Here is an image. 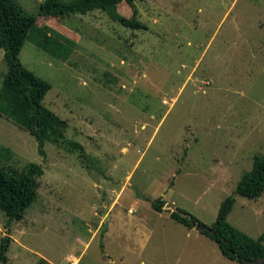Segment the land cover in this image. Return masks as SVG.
I'll return each mask as SVG.
<instances>
[{
	"label": "rangeland",
	"instance_id": "rangeland-1",
	"mask_svg": "<svg viewBox=\"0 0 264 264\" xmlns=\"http://www.w3.org/2000/svg\"><path fill=\"white\" fill-rule=\"evenodd\" d=\"M16 1L74 41L58 60L26 38L19 59L51 84L43 103L86 157L50 142L42 157L0 115V166L44 170L21 220L6 227L0 209V240L10 239L0 264H241L166 204L211 226L264 155V0H137L145 29L102 10L54 18L37 13L43 0ZM117 10L132 14L124 1ZM6 70L0 50V83ZM234 197L227 222L257 238L264 191Z\"/></svg>",
	"mask_w": 264,
	"mask_h": 264
},
{
	"label": "trees",
	"instance_id": "trees-1",
	"mask_svg": "<svg viewBox=\"0 0 264 264\" xmlns=\"http://www.w3.org/2000/svg\"><path fill=\"white\" fill-rule=\"evenodd\" d=\"M124 1L132 10L130 17L118 12V5ZM137 0H43L37 13L65 18L73 14H86L93 10L104 11L113 21L133 29H145L137 18ZM36 14L24 9L16 0H0V50H3L7 70L0 83V115L11 119L32 135L37 152L45 156L44 145L50 142L63 146L85 158L84 147L74 139L66 138V120L44 105L43 99L51 84L33 71L27 69L19 59V52L26 38L55 59H65L74 48V41L55 31L48 25L36 26ZM44 170L41 165H31L22 174L0 166V209L6 216L5 226L21 220L27 208L37 198L38 178ZM264 191V155L255 156L250 170L244 172L234 188V195L249 199L259 197ZM234 195L226 196L221 202L212 231L203 230L214 241L227 259L241 264H264V232L253 238L227 222V215L235 202ZM164 200L160 197L151 202L154 210L161 211ZM184 215L170 211L175 221L192 228L199 219L180 210ZM9 236L0 240V261L6 260ZM260 260L263 263L253 262Z\"/></svg>",
	"mask_w": 264,
	"mask_h": 264
},
{
	"label": "water",
	"instance_id": "water-1",
	"mask_svg": "<svg viewBox=\"0 0 264 264\" xmlns=\"http://www.w3.org/2000/svg\"><path fill=\"white\" fill-rule=\"evenodd\" d=\"M166 208L170 209L171 211H175V212H177V213H179V214H181V215H184V214L180 211V209L178 210V209L174 208L172 204H168V203H167V204H166ZM194 228H195L197 231H203V230L212 231V230H213V229L211 228V226H206V225L201 224V223H196L195 226H194ZM253 262L263 263V262L260 261V260H253Z\"/></svg>",
	"mask_w": 264,
	"mask_h": 264
},
{
	"label": "crops",
	"instance_id": "crops-1",
	"mask_svg": "<svg viewBox=\"0 0 264 264\" xmlns=\"http://www.w3.org/2000/svg\"><path fill=\"white\" fill-rule=\"evenodd\" d=\"M171 218V217H170ZM174 220V219H173Z\"/></svg>",
	"mask_w": 264,
	"mask_h": 264
}]
</instances>
